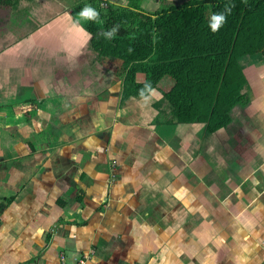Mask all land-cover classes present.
<instances>
[{"label": "crops", "instance_id": "0c3cea01", "mask_svg": "<svg viewBox=\"0 0 264 264\" xmlns=\"http://www.w3.org/2000/svg\"><path fill=\"white\" fill-rule=\"evenodd\" d=\"M51 6L6 12L0 40V264H264V67L244 66L259 53L227 127L169 129L162 93L125 95L143 72L92 62L73 11Z\"/></svg>", "mask_w": 264, "mask_h": 264}, {"label": "trees", "instance_id": "16d2710c", "mask_svg": "<svg viewBox=\"0 0 264 264\" xmlns=\"http://www.w3.org/2000/svg\"><path fill=\"white\" fill-rule=\"evenodd\" d=\"M17 1L0 0V15L7 17ZM79 2L82 17L76 18L89 34L85 51L91 61L105 57L141 70L143 82L135 81L134 71L127 76L125 95L162 93L158 118L168 124H204L209 135L231 123L235 105L249 103L241 61L258 53L264 59V0L165 2L154 13L145 12L141 0ZM226 5L227 20L213 32L211 14Z\"/></svg>", "mask_w": 264, "mask_h": 264}, {"label": "rangeland", "instance_id": "374dc122", "mask_svg": "<svg viewBox=\"0 0 264 264\" xmlns=\"http://www.w3.org/2000/svg\"><path fill=\"white\" fill-rule=\"evenodd\" d=\"M54 1L55 0H18L16 2V5H15L16 9L13 10L14 12L12 13V18L18 19V18L22 17L28 21L27 16H26L28 14V15L34 16L35 18H39V20H47L49 18V14L51 12H53V7L51 6V4ZM62 1H64L68 5V7L73 11L74 16H77V14L80 16L81 13L79 12L78 8L81 5V3L79 2V0H62ZM142 3H143V0H141L140 6H142ZM163 4H165V2H163ZM100 6L103 8H106L107 4L102 3V4H100ZM74 11H75V14H74ZM86 11H87V7H85V9H83V12H86ZM80 17H82V16H80ZM7 20L9 21V19L7 17H5L4 15L0 16V40L2 37H3L2 39H6V38L7 39L8 38L9 39H15V37H12L13 35L8 33V30L6 29L7 25H8ZM77 21H78L79 25H81V27H82V25L84 26V24H83L84 20H80V18L77 17ZM16 22L17 21H15V24H16ZM28 23H30V22L28 21ZM19 25H22V22H19L18 24H16L15 28H17ZM15 33H17V32H15ZM5 44L6 43H4V44L0 43V52L4 51V48H1V47L5 46ZM81 46H82V42L78 41V43H77L78 50L81 49ZM83 50L85 53V48ZM81 53H82V51H81ZM263 61H264V59L261 58L259 55H257L250 63L244 64V66H247L248 64H252L253 67L261 68V67H264V65H260ZM93 66L94 65H91L90 68H94ZM110 67H113V66L110 65ZM139 81H142V79H139ZM159 119H162V118H159ZM174 125H176V124H173V126ZM167 126H169V129H171L170 124H168ZM160 128H162V127H158L159 131H161ZM164 128L165 127H163V129ZM203 131H204V129H203ZM67 262H73V261L68 260V258H67Z\"/></svg>", "mask_w": 264, "mask_h": 264}, {"label": "clouds", "instance_id": "9594fccd", "mask_svg": "<svg viewBox=\"0 0 264 264\" xmlns=\"http://www.w3.org/2000/svg\"><path fill=\"white\" fill-rule=\"evenodd\" d=\"M231 11L229 6H225V9L219 12H213L210 17V27L213 32L218 31L227 20V15Z\"/></svg>", "mask_w": 264, "mask_h": 264}, {"label": "built area", "instance_id": "2783aa9c", "mask_svg": "<svg viewBox=\"0 0 264 264\" xmlns=\"http://www.w3.org/2000/svg\"><path fill=\"white\" fill-rule=\"evenodd\" d=\"M61 261H62L63 264H84L85 259H79V260H75V261H73L72 263H67V262L65 261V259H64V256L61 255Z\"/></svg>", "mask_w": 264, "mask_h": 264}]
</instances>
